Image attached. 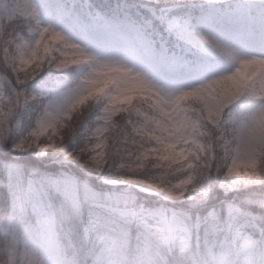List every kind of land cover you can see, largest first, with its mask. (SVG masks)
Masks as SVG:
<instances>
[{
  "label": "clouds",
  "instance_id": "9594fccd",
  "mask_svg": "<svg viewBox=\"0 0 264 264\" xmlns=\"http://www.w3.org/2000/svg\"><path fill=\"white\" fill-rule=\"evenodd\" d=\"M0 264H264V0H0Z\"/></svg>",
  "mask_w": 264,
  "mask_h": 264
}]
</instances>
